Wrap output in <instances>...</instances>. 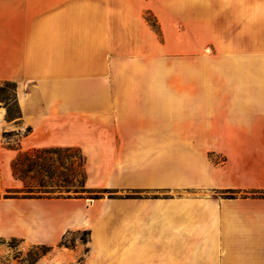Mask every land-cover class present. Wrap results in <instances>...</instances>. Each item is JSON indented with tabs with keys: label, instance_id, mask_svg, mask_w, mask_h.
Listing matches in <instances>:
<instances>
[{
	"label": "crops",
	"instance_id": "crops-1",
	"mask_svg": "<svg viewBox=\"0 0 264 264\" xmlns=\"http://www.w3.org/2000/svg\"><path fill=\"white\" fill-rule=\"evenodd\" d=\"M4 81L8 128L32 130L0 142L1 192L43 148L112 192L0 198L1 241L53 246L45 264H264V0H0Z\"/></svg>",
	"mask_w": 264,
	"mask_h": 264
},
{
	"label": "rangeland",
	"instance_id": "rangeland-1",
	"mask_svg": "<svg viewBox=\"0 0 264 264\" xmlns=\"http://www.w3.org/2000/svg\"><path fill=\"white\" fill-rule=\"evenodd\" d=\"M152 22L153 18L151 15L147 16ZM161 42L166 41V39H159ZM210 44V43H208ZM5 82V81H4ZM4 82H1L3 84ZM9 105L13 104V101H8ZM5 100L0 99V109H4L6 122L0 126V142L3 145L8 146L10 143H15L26 133L27 129H21V131H13L8 128L7 121H19L20 117L9 119L8 117V106ZM14 133L12 136H7V134ZM32 150L33 161L31 167L26 163L19 165V175L25 177L24 187H32V195L36 196H57V195H84L90 196L94 193L76 192L72 189L70 192L65 188L58 189L56 187H51L57 183L58 177L64 175L66 178H70L72 170L78 172V179L83 180V160L81 156V151L78 148H62L58 150L45 151L43 149ZM40 157L44 159H40ZM40 184H45L44 188H36ZM2 195L6 194V191L1 192ZM87 235L84 232H75L70 234L66 238L68 245H71L78 238H85ZM38 245V244H37ZM34 245H24L18 239L0 240V264H45V260H42L45 256L51 260L52 251L48 252L39 261H35V255L31 256L29 251ZM37 253L40 250H35ZM51 264V261L48 263Z\"/></svg>",
	"mask_w": 264,
	"mask_h": 264
},
{
	"label": "trees",
	"instance_id": "trees-1",
	"mask_svg": "<svg viewBox=\"0 0 264 264\" xmlns=\"http://www.w3.org/2000/svg\"><path fill=\"white\" fill-rule=\"evenodd\" d=\"M0 99L5 100L7 105H9L8 101H13L12 105L8 106V117L9 119H14L17 117H21V108L18 102V97H17V84L14 81H5L3 84L0 83ZM32 129L28 128L25 134H28ZM14 133L7 134V136H12ZM9 147H20V139L15 143H10L8 145ZM62 148H43L45 151L49 150H58ZM70 149V148H69ZM39 151V149L37 150ZM82 160H83V180L78 179V172H75L72 170V173L70 175V178H66L64 175H61L58 177L57 183L55 185H51V187H56L58 189L65 188L67 189L68 192H70L72 189H74L76 192H79L81 189V192H87V193H94V195L87 196L91 199H99L102 197H105L107 193H111L112 190L107 189V188H102V189H90L86 188V177H87V172L85 168V157L83 153L81 152ZM32 158V151H23L19 154V156L14 160L13 162V172L16 178L25 181V177L19 175V165L20 163L24 164L26 163L29 167H31L33 161L31 160ZM40 159H44L40 157ZM46 187L45 184H40L36 188H44ZM32 187H24V188H10L6 190V194L2 195L1 190H0V198H20V197H35V198H43V197H49V198H55V197H72V195H57V196H36L32 195V191L30 190ZM253 196H258V197H264V191L256 190L253 191L252 193ZM78 196V195H76ZM79 196H84V195H79ZM232 196H235V194H232ZM84 233L87 235L85 238H80L83 242L87 243L88 242V236L89 232L84 231ZM67 236H65L61 243L60 246H67V247H74L76 245V241H74L71 245H68L66 242ZM54 249L53 246H48L44 244H38L34 245L33 248L29 251V254L33 256L35 255V261H39L43 256H45L48 252L52 251ZM35 250H40L41 252L37 253ZM88 249H86L87 253ZM85 258V255H83L80 258V261H82Z\"/></svg>",
	"mask_w": 264,
	"mask_h": 264
},
{
	"label": "bare ground",
	"instance_id": "bare-ground-1",
	"mask_svg": "<svg viewBox=\"0 0 264 264\" xmlns=\"http://www.w3.org/2000/svg\"><path fill=\"white\" fill-rule=\"evenodd\" d=\"M4 110V109H3ZM0 109V126H2L6 121L4 120V111Z\"/></svg>",
	"mask_w": 264,
	"mask_h": 264
},
{
	"label": "built area",
	"instance_id": "built-area-1",
	"mask_svg": "<svg viewBox=\"0 0 264 264\" xmlns=\"http://www.w3.org/2000/svg\"><path fill=\"white\" fill-rule=\"evenodd\" d=\"M4 120H5V114H4ZM6 121V120H5ZM0 122H1V120H0Z\"/></svg>",
	"mask_w": 264,
	"mask_h": 264
}]
</instances>
